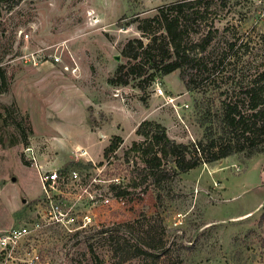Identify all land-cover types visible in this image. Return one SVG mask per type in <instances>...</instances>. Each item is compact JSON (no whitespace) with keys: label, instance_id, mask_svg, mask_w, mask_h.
<instances>
[{"label":"rangeland","instance_id":"374dc122","mask_svg":"<svg viewBox=\"0 0 264 264\" xmlns=\"http://www.w3.org/2000/svg\"><path fill=\"white\" fill-rule=\"evenodd\" d=\"M185 1L14 0L13 8H0V232L34 217L43 194L27 145L39 161L79 171L89 191L77 209L93 215L80 230L35 232L38 264H164L165 248L174 264H264V153L232 154L157 182L137 168L134 152L130 161L124 156L144 140L136 128L146 118L162 123L176 142L204 139L214 121L204 104L218 107L226 87L238 91L264 69V0H214L206 18L189 26L193 39L199 28L213 31L207 52L198 54L204 60L227 53L208 82L197 78L187 89L179 69L150 80L145 63L129 85L110 84L117 66L130 63L122 53L127 41H148L141 25L160 29L144 19ZM190 37L184 46L191 47ZM115 135L120 146L105 157ZM79 193L71 188L69 199ZM90 194L110 202L94 206ZM150 225L165 246L126 259ZM19 257L21 251L5 263L0 253V264H24Z\"/></svg>","mask_w":264,"mask_h":264},{"label":"trees","instance_id":"16d2710c","mask_svg":"<svg viewBox=\"0 0 264 264\" xmlns=\"http://www.w3.org/2000/svg\"><path fill=\"white\" fill-rule=\"evenodd\" d=\"M13 1L0 0V8L4 5L9 6L8 9L13 8L17 4L11 3ZM213 1L190 0L159 7L158 12L151 19L147 18L144 21L155 22L160 29L152 31L147 25H141V30L149 36L148 41L145 43L138 37L127 41L122 49L123 56L130 63L135 60V63H120L108 82L115 86L129 85L132 80L144 73L142 66L145 63L148 65L147 68L153 70L150 73V80H154L157 74L167 75L179 69L187 89L193 88L192 84L198 82L197 78L208 82L212 73H215L220 66L218 62H223L227 53L220 60H213L212 63L204 60L205 56L198 54L207 52L212 42L213 31L210 29L207 33L200 34L199 28L194 31L199 35L193 39L190 37L189 26L193 24L191 23L193 20L196 23L206 18ZM225 1L220 0L223 4H226ZM201 4H204L203 11L199 9ZM186 37H190L191 47L183 45L187 43L184 41ZM235 45L236 41L229 43L230 48ZM187 49L195 53H190ZM191 70H195L194 73H191ZM256 74L247 81L242 80L240 83L243 84L238 91L235 87H226L221 92L224 98L219 100L218 107L211 110L209 104H204L207 108L206 113L210 114V120L211 117L214 118L207 127L204 139L189 143L176 142L169 137L162 123L146 118L136 128V133L143 136L144 140L134 141L125 151L124 156L130 161V155L134 152L136 156L132 159L135 160V164L141 162V167L139 165L137 168L142 169L148 177L151 176L157 182L162 178L173 176L174 173L186 172L205 162L218 161L232 154L252 156L264 153V69ZM190 75L192 77L188 79L187 76ZM0 76L4 78L2 71ZM133 85L142 87L140 83ZM121 141L122 137L115 135L105 147L104 156L109 157L113 154L119 148ZM168 166L172 169L171 173L166 168ZM64 168L68 169L70 166ZM123 192L118 193L122 195ZM262 214L264 218V211ZM145 231L144 237L133 243L134 248L124 252L126 259L145 254L151 255L152 251L158 248L157 243L165 246L162 242L163 237H159L156 241L153 225ZM124 243H127L126 239L121 244L122 250L126 248L123 247ZM160 255L163 256L164 264H174L167 248L161 251Z\"/></svg>","mask_w":264,"mask_h":264},{"label":"built area","instance_id":"2783aa9c","mask_svg":"<svg viewBox=\"0 0 264 264\" xmlns=\"http://www.w3.org/2000/svg\"><path fill=\"white\" fill-rule=\"evenodd\" d=\"M59 59L58 55L54 57L55 61H59ZM157 91L159 94L164 93L161 87ZM79 152L78 156L87 154L85 149ZM24 153L38 172L43 194L37 201L34 217L0 232V253L5 263L9 260L12 261L14 254L21 251L24 257H19V259L24 264H38L41 254L39 250L34 249L31 242L35 232L46 231L50 228H61L68 231L80 230L92 224L93 215L87 209L85 211L77 209L83 199L82 192H88L89 189L82 185L81 175L76 168L51 167L48 161H39L31 145L25 147ZM71 188L80 190L74 200L69 199ZM90 196L94 206L110 202L109 197L101 194L100 196L90 194Z\"/></svg>","mask_w":264,"mask_h":264}]
</instances>
